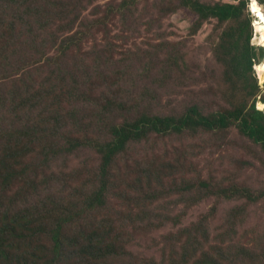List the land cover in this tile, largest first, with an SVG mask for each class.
I'll use <instances>...</instances> for the list:
<instances>
[{
    "label": "rangeland",
    "instance_id": "1",
    "mask_svg": "<svg viewBox=\"0 0 264 264\" xmlns=\"http://www.w3.org/2000/svg\"><path fill=\"white\" fill-rule=\"evenodd\" d=\"M25 1L38 2L37 7L47 1L63 3V10L54 7L51 15L57 21L50 25L57 42L47 34L37 41L33 40L36 35L25 38L32 49L42 42L53 47L25 71L29 75L21 85L31 91L6 109L0 106V121L5 127L11 122L18 130H25L28 124L36 130L31 134L40 139H27L33 152L26 162L39 164L50 153V169L44 170L39 180L51 175L49 184L54 185L65 168L79 174L72 187L62 182L48 189L56 210L66 217V226L81 224L69 217L72 205L81 206L82 194L86 199L97 198L96 192L103 189V213L89 214L86 221L103 222L107 226L104 233L123 242L129 254L156 264H264V143L250 138L241 130L239 120L229 116L239 114L235 110L240 96L230 93L237 85L251 88V95L244 98L246 111L251 114L256 101L257 107L264 109L260 101L264 76L257 69L264 60L251 67L248 59L229 64L223 59L234 49V36L240 31L246 34L250 16L254 29L251 44L262 46L255 40L252 12L243 7L237 17L221 20L202 18L189 0H0V36L17 26ZM194 1L210 5L239 2ZM252 1L248 0V9ZM255 1L264 10V3ZM65 3L79 5L80 20L71 31L56 36L58 23L66 19ZM107 14L108 20L100 18ZM23 15L26 17L25 12ZM79 27L90 35L82 43L74 38ZM59 45L70 49L60 65L71 73L58 79L57 85L49 75L54 65L51 56L57 58ZM28 100L24 111L16 108L17 102ZM8 101H12L11 94ZM31 105L36 107L31 109ZM191 108H197L202 117L224 115L229 120L225 126L209 128L193 116L182 130L171 128L169 133L159 134L149 129L144 138L128 140L113 155L104 174L105 151L96 152L93 144L106 138L107 128L143 124L147 117L182 118ZM55 112L66 115L64 129L75 136L89 129L92 142L85 139L84 146L58 131L52 135L45 119ZM256 115L257 124L264 127V116ZM21 166L20 160L17 169ZM87 184L94 189L82 191ZM42 199L44 193L32 203ZM63 199L65 204L60 207ZM19 209L25 205L17 201L12 210ZM115 251L118 255L107 263L128 264L119 261L123 260L119 248ZM69 264H78V260L72 258Z\"/></svg>",
    "mask_w": 264,
    "mask_h": 264
},
{
    "label": "trees",
    "instance_id": "2",
    "mask_svg": "<svg viewBox=\"0 0 264 264\" xmlns=\"http://www.w3.org/2000/svg\"><path fill=\"white\" fill-rule=\"evenodd\" d=\"M258 1L264 3V0ZM189 2L191 6L196 5L195 11L205 19L209 16H215L221 20L234 18L241 13L243 7L246 8L248 13L250 12L248 0H239L238 3L218 2L214 5H210V3L197 4L194 0H189ZM38 4V2L25 1L21 5L23 9H21L17 18V26L14 25L12 28L14 34L10 29L3 36H0V106H2V109H6L16 99L19 100L24 94L31 91V89L27 90V88H24V84L21 85V82L29 75V72L25 71L29 69L36 59L41 61V57L48 54L49 52L47 51L51 50L49 48L53 47L48 45L50 42H42L41 46L39 45L38 48L34 47L35 49H32L26 45L25 38H32V36L36 35L33 40L37 41L41 37H46L47 34L52 42L53 40L57 42V37L50 31V25L52 23L56 24L57 21L51 15L54 7H59L63 10L64 5L61 1L56 3L47 1L42 3L40 7H37ZM65 4L67 7L66 19L64 23H58L59 27H57L55 32L56 36L61 32L71 31L75 22L80 20L79 5L77 3ZM69 10L77 11V13L69 12ZM23 12H25L26 17ZM109 14L100 18L108 20ZM4 23L6 24V22ZM92 26L94 27L93 23ZM88 29L90 30V27ZM253 32V18L250 16L246 34L244 35V31H240L239 34L237 33L234 36V41L232 42L234 49L230 48L226 52L225 57H223L225 63L229 64L236 59H248L252 67L264 60V48L251 44ZM88 37L90 35L87 31L82 30L80 27L74 35L77 43H82ZM59 46V48L57 46L55 49L57 58L51 56L54 65H51L49 75V79L53 78L57 85L58 79L64 78L66 74L71 73L60 65V61L67 56V52L70 49L64 45ZM256 50H259V53ZM241 56L242 58H240ZM48 65L46 63V66ZM7 82L12 83L13 87L11 89L7 86ZM249 89L251 88L245 85L241 87L237 85L230 90L232 96H240V100H238L239 98L237 99L238 104L235 110L239 114L235 115L232 113L229 116L233 119L235 118L236 121L239 120L241 130L250 138L264 143V134L261 133L264 127L257 124L256 121L258 119L256 114L264 116V109H259L257 107L258 101H256L250 109V114L244 106V98L251 95L248 94ZM7 90L9 91L7 92ZM42 91L35 90L34 93ZM9 94L12 95V101L10 102L8 101ZM260 99L264 103V96ZM29 103L30 100L21 103L17 102L16 108L24 111ZM35 107L36 105H31L30 108L34 109ZM2 116H5L4 111H2ZM193 116L199 117L198 121L200 124L209 128H212L214 124L225 126L229 120L224 115L212 118L202 117L197 108H191L182 118L165 117L162 119L161 117H147L143 124L140 122L131 126L126 123L121 127L114 128L112 126L109 129L107 128L105 131L106 138L93 144L96 152L105 151L102 171L104 174L108 173L113 155L122 150L128 140L135 139V141H138L147 136L149 129L153 128L159 134H167L169 133L167 129L171 128L182 130L190 125ZM250 117H252L251 120ZM45 120L47 121L48 131H53L52 135L58 131L64 134L65 139L80 142L84 146L87 145L85 139H90L92 142L89 129L80 131L81 133H77L78 136H75L72 131L64 129L67 124L65 114L60 112L51 113ZM159 124L162 126H159ZM149 125H151L150 128ZM29 126L30 124L22 131L18 130L11 122L5 127L0 121V264H66V262L69 264L72 258H76L78 264H108V260L114 259L118 255L115 251L118 248L123 259L119 261H128V264H156L154 260L139 258L132 252L131 254L127 253L123 248V245H125L123 242L119 239L117 240L114 236H110L109 233H104L107 226L102 225L103 222H99L96 219L89 222L86 221L89 214L97 211L101 212L105 207L100 196L103 189L96 192L97 198L90 196L86 199L87 197L85 198L84 194H82L84 200L81 206L72 205V215L69 217V221L74 223L80 220L81 224L75 223L70 228L66 226V217H64L63 212L59 213L56 210L58 206L54 204L53 196L48 195V189L59 187L62 182L64 185L72 187L76 178H79V174L74 169L65 168L61 170L62 179H55L54 185L49 184V182L53 181L51 175H49L50 178L46 177L43 181L39 180L40 174L44 170L47 172L50 169L48 165L50 153H47L46 158L39 164L26 162V158L30 157L33 152L26 145L27 139L30 142L40 139L39 136L31 134L36 130L34 128L31 129ZM20 160L22 161V166L17 169ZM90 187L94 189L92 184H87L82 191ZM13 190L14 192L11 194ZM41 193H44L45 199L32 203L35 199H39ZM90 200L93 201L89 203ZM17 201H19L21 206L25 205V209L12 210ZM63 204H65L64 199L59 204L60 207ZM104 215L105 217L108 216V214ZM55 218H57V221ZM5 219H7L6 225H4ZM48 220L55 224L50 226ZM106 236L108 237L103 239ZM118 236L120 239L124 237L123 235ZM2 238L6 240L3 241ZM8 242H12V244L7 246Z\"/></svg>",
    "mask_w": 264,
    "mask_h": 264
},
{
    "label": "bare ground",
    "instance_id": "3",
    "mask_svg": "<svg viewBox=\"0 0 264 264\" xmlns=\"http://www.w3.org/2000/svg\"><path fill=\"white\" fill-rule=\"evenodd\" d=\"M249 10L254 16L255 40L264 47V10L255 0L249 4ZM257 69L264 76V62Z\"/></svg>",
    "mask_w": 264,
    "mask_h": 264
},
{
    "label": "clouds",
    "instance_id": "4",
    "mask_svg": "<svg viewBox=\"0 0 264 264\" xmlns=\"http://www.w3.org/2000/svg\"><path fill=\"white\" fill-rule=\"evenodd\" d=\"M263 6H264V4H263Z\"/></svg>",
    "mask_w": 264,
    "mask_h": 264
}]
</instances>
